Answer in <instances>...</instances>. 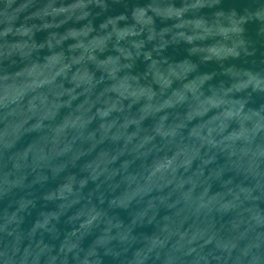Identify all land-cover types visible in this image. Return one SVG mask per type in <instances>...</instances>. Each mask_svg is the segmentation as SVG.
<instances>
[{
    "label": "clouds",
    "instance_id": "clouds-1",
    "mask_svg": "<svg viewBox=\"0 0 264 264\" xmlns=\"http://www.w3.org/2000/svg\"><path fill=\"white\" fill-rule=\"evenodd\" d=\"M240 2L0 0V264H264Z\"/></svg>",
    "mask_w": 264,
    "mask_h": 264
},
{
    "label": "water",
    "instance_id": "water-1",
    "mask_svg": "<svg viewBox=\"0 0 264 264\" xmlns=\"http://www.w3.org/2000/svg\"><path fill=\"white\" fill-rule=\"evenodd\" d=\"M138 2V0H128V3L131 4V3H136ZM139 2H142V0H139ZM242 7V3L240 2V0H225V3H224V7L225 8H230V7ZM125 8L121 7V6H115L113 9H112V12L114 14H118L119 12L121 11H124ZM73 26L71 23H69L68 25H65V27H71ZM46 35V33H41V34H38V38L40 39H43L44 36ZM248 35L250 37V39H252L254 42H255V46L257 48V53H256V56L252 59H254L256 61V65L257 67H259V61L264 58V41H261L257 36H256V26L254 25H250L249 26V29H248ZM51 39V37H50ZM170 53L173 52V50H169ZM177 52H179V50H176ZM173 54H176V53H173ZM54 186L53 183H50L49 185H47L46 187H52ZM125 219L127 218L126 217V214H121Z\"/></svg>",
    "mask_w": 264,
    "mask_h": 264
}]
</instances>
